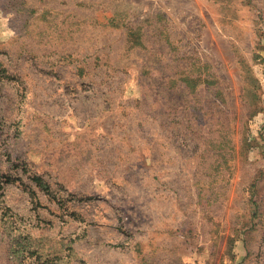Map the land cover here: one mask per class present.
<instances>
[{
  "label": "rangeland",
  "instance_id": "rangeland-1",
  "mask_svg": "<svg viewBox=\"0 0 264 264\" xmlns=\"http://www.w3.org/2000/svg\"><path fill=\"white\" fill-rule=\"evenodd\" d=\"M0 264H264V0H0Z\"/></svg>",
  "mask_w": 264,
  "mask_h": 264
}]
</instances>
